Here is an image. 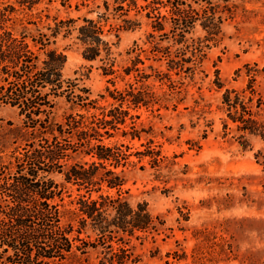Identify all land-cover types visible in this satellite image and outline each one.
Here are the masks:
<instances>
[{
  "label": "trees",
  "instance_id": "trees-1",
  "mask_svg": "<svg viewBox=\"0 0 264 264\" xmlns=\"http://www.w3.org/2000/svg\"><path fill=\"white\" fill-rule=\"evenodd\" d=\"M97 1L0 0V105L17 109L23 117L14 141L20 145L7 162L0 157V264H91L92 254L97 264H144L158 252L146 250V245L156 243L164 222L152 215L146 202L131 204L122 195L124 179L117 171L132 163L130 148L105 141L118 131L124 138L140 140L135 123L139 116L132 112L154 106L160 111L167 98L182 93V81L194 79L209 43L221 35L224 15L231 17L237 6L231 0L102 1L104 12L96 19L54 18L53 25L45 27L49 34L37 29L36 35L27 33L17 16L44 2L78 11ZM110 19L121 24L105 30ZM27 24L38 27L36 22ZM144 24L147 47L134 42L127 52L133 54L130 65L117 76L107 34L114 31L118 39L119 33L140 30ZM197 28L206 33L204 39L194 36ZM60 36L73 39L84 61H99L102 75L113 77L108 83L114 89L106 88L111 98L107 106L90 99L89 90L76 80L64 78L66 56L50 48ZM146 62L159 68L165 64V70L148 65L153 74H147L141 68ZM134 74L139 87L129 83L123 91L115 88V79ZM173 75L180 79L173 80ZM150 79L167 86L169 93L159 96L147 84ZM218 82L216 78L220 89ZM248 90L246 97L245 91L226 89L222 105L242 133L240 139L246 135L264 139V123L258 119L264 97L259 95L253 106L256 92L251 83ZM59 100L68 106L60 121L55 117ZM127 121L129 132L124 131ZM135 156L149 157L156 166L161 161L160 152L150 146ZM68 185L75 188V195Z\"/></svg>",
  "mask_w": 264,
  "mask_h": 264
},
{
  "label": "rangeland",
  "instance_id": "rangeland-1",
  "mask_svg": "<svg viewBox=\"0 0 264 264\" xmlns=\"http://www.w3.org/2000/svg\"><path fill=\"white\" fill-rule=\"evenodd\" d=\"M102 1L113 0L89 2L78 11L62 7L59 2H44L17 16L23 19L27 33L36 35L39 29L49 34L45 27L53 25L54 18L96 19L104 12ZM231 4L237 9L231 17L224 15L218 41L209 43L194 79L182 81V93L167 98L170 100L162 103L165 108L162 106L160 111L154 106L132 112L139 116L135 123L140 140L124 138L118 131L114 138L105 141L110 146H127L132 154V163L117 171L124 179L122 195L131 204L146 202L152 215L164 222L156 243L146 245V250L158 249L156 257L146 258L144 264H264V139L249 135L240 139L242 133L228 120L222 105L226 89L245 91L249 97L250 83L256 92L253 106L259 95L264 97V0H231ZM28 22H36L38 27ZM119 24L120 20L110 19L105 30L108 25ZM15 31L21 32L22 26H16ZM147 31L144 24L140 30L119 33L118 39L114 31L107 34L117 76L123 75L122 69L130 65L133 54L127 52L134 42L147 47ZM194 36L204 39L206 33L197 28ZM50 48L63 51L66 56L62 71L65 79L76 80L80 88L89 90L90 99H96L99 106L111 102L106 88L114 89L108 83L113 77L102 75L99 61H84L81 47L73 39L63 40L60 36ZM148 65L160 67L146 62L141 68L147 74H153ZM159 69L164 71L165 64ZM134 77L135 74L124 80L115 79V88L123 91L127 84H135ZM172 78L180 79L174 75ZM147 84L153 85L159 96L169 93L167 86L160 87L152 79ZM101 95L105 99H100ZM67 108L63 100L57 101L56 120H61ZM258 119L264 123V108ZM22 124L23 117L17 109L0 105L2 162H7L20 145L14 141ZM129 126L127 121L124 131L129 132ZM149 146L160 152L157 166L149 157L135 156ZM54 179L61 181L59 176ZM66 189L76 194L74 187L68 185ZM90 261L97 264L94 254Z\"/></svg>",
  "mask_w": 264,
  "mask_h": 264
}]
</instances>
